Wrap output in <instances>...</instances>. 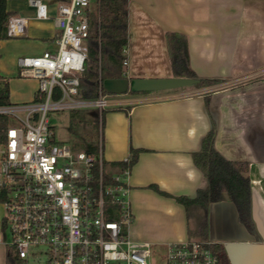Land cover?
<instances>
[{"label": "crops", "instance_id": "crops-1", "mask_svg": "<svg viewBox=\"0 0 264 264\" xmlns=\"http://www.w3.org/2000/svg\"><path fill=\"white\" fill-rule=\"evenodd\" d=\"M43 1L46 18H37L31 0H7L10 17L24 20L23 31L0 40V76L9 79L10 103L32 101L39 87L36 78L19 74L18 58L56 49L58 5L66 0ZM167 31L185 35L195 74L218 82L115 94L102 116L93 105L68 109L87 127L72 141L101 139L110 173L139 150L128 177L130 236L166 249L171 241L200 239L190 230L203 209L188 215L175 197H194L207 186L193 155L214 129L215 149L227 159L247 163L244 175L250 181L255 228L241 222L236 204L224 193L209 205L208 240L223 245L230 264H264V0H128L123 76H173ZM154 92L164 96L154 98ZM4 214L0 199V264H7L10 249Z\"/></svg>", "mask_w": 264, "mask_h": 264}, {"label": "built area", "instance_id": "built-area-1", "mask_svg": "<svg viewBox=\"0 0 264 264\" xmlns=\"http://www.w3.org/2000/svg\"><path fill=\"white\" fill-rule=\"evenodd\" d=\"M31 1L37 18L48 17L43 0ZM92 1L58 5L56 49L18 58L19 74L39 81L35 98L0 105L8 118L0 137L3 222L19 264H152L153 244L130 236L129 156L118 171H106L101 139L95 151L57 141L48 115L90 105L102 114L111 103L101 89L96 98L82 97ZM23 29L22 17L9 18V35ZM212 243L168 242L166 264H220Z\"/></svg>", "mask_w": 264, "mask_h": 264}, {"label": "trees", "instance_id": "trees-1", "mask_svg": "<svg viewBox=\"0 0 264 264\" xmlns=\"http://www.w3.org/2000/svg\"><path fill=\"white\" fill-rule=\"evenodd\" d=\"M95 10L90 12V36L89 53L86 61L85 78L82 81V97L96 98L101 89L108 93L103 81L106 78L123 76L122 52L128 43V0H94ZM11 11L7 8V0H0V40L10 37L8 23ZM168 51L171 61L173 76H184L198 79L195 87L207 86L217 83L216 79L200 78L190 68L187 60L186 37L178 32H166ZM131 93H145L129 90ZM60 96L56 89L54 97ZM9 79L0 76V105L9 104ZM103 115V113H102ZM8 124V118L0 114V137L4 134ZM215 131H211L203 140L202 149L194 153L195 165L202 171L206 181V187H200L194 197L185 195L176 196V200L184 205L187 214L200 207L203 214L190 230L192 237L208 240V208L211 202L220 200L224 193H228L230 199L236 204L239 218L248 229L254 230L252 197L250 181L244 175L247 163L233 161L220 154L213 145ZM84 148L90 151L98 149L95 143H87ZM138 149H134L129 155V164L136 161ZM125 165L124 161L117 162ZM107 177H109L107 175ZM3 195L0 194V199ZM5 227V223L3 222ZM214 253L219 257L220 264H230L229 258L222 244L212 243ZM7 264H19V259L10 249L7 252Z\"/></svg>", "mask_w": 264, "mask_h": 264}, {"label": "rangeland", "instance_id": "rangeland-1", "mask_svg": "<svg viewBox=\"0 0 264 264\" xmlns=\"http://www.w3.org/2000/svg\"><path fill=\"white\" fill-rule=\"evenodd\" d=\"M93 4L96 5L94 0L92 1V6H93ZM123 54L124 53L122 52V55ZM123 65L124 64L122 62V68H123ZM189 87H191V86H189ZM192 87H195V85ZM175 89H177V88H175ZM154 93H157L156 94L157 96H152L154 98H161L164 96V94H158L159 92H154ZM108 94L111 95L112 97L116 96L115 94H111V93H108ZM97 109H99V108H97ZM48 115L50 118L51 125L54 128L56 140H58L60 142H67L70 144L72 142H74L76 144L75 145L76 148L84 149L83 145L87 144V143H84V144L80 143L79 144L76 141H72V138H80L82 133L87 132V127L85 126V123H84L85 121L83 119L81 121H78L75 118H72L68 109L52 110V111H49ZM100 116H102L101 113H100ZM10 122H12L13 124L15 123V121L14 120L12 121V119L10 120ZM105 169H106V171H110L107 164L105 165ZM4 236H5V239L7 241H9L10 235L5 233ZM165 250L166 249L164 247H154L153 248V255L150 259L152 264H166Z\"/></svg>", "mask_w": 264, "mask_h": 264}, {"label": "water", "instance_id": "water-1", "mask_svg": "<svg viewBox=\"0 0 264 264\" xmlns=\"http://www.w3.org/2000/svg\"><path fill=\"white\" fill-rule=\"evenodd\" d=\"M198 79L184 76L170 77H133L126 76L106 78L103 81L104 88L111 94H123L129 90L137 92H153L182 88L195 85Z\"/></svg>", "mask_w": 264, "mask_h": 264}]
</instances>
